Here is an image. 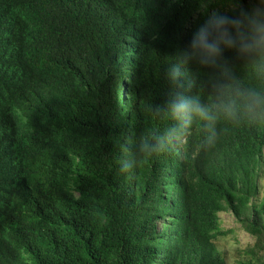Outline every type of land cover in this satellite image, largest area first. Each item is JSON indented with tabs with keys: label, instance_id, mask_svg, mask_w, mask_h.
<instances>
[{
	"label": "trees",
	"instance_id": "16d2710c",
	"mask_svg": "<svg viewBox=\"0 0 264 264\" xmlns=\"http://www.w3.org/2000/svg\"><path fill=\"white\" fill-rule=\"evenodd\" d=\"M235 3L0 0V264H227L222 213L254 238L235 264H264V123L149 148L171 98L214 103L183 52Z\"/></svg>",
	"mask_w": 264,
	"mask_h": 264
},
{
	"label": "clouds",
	"instance_id": "9594fccd",
	"mask_svg": "<svg viewBox=\"0 0 264 264\" xmlns=\"http://www.w3.org/2000/svg\"><path fill=\"white\" fill-rule=\"evenodd\" d=\"M183 59L208 75L214 103L203 104L196 96L171 98L158 112L162 111L173 124L155 137L150 149L178 141L197 121L206 140L213 138L214 126L220 120L264 123V0H249L247 5L235 3L228 15L213 13L193 35ZM238 66L247 71L248 80L237 78ZM180 76L175 65L165 73L173 85L180 83Z\"/></svg>",
	"mask_w": 264,
	"mask_h": 264
},
{
	"label": "rangeland",
	"instance_id": "374dc122",
	"mask_svg": "<svg viewBox=\"0 0 264 264\" xmlns=\"http://www.w3.org/2000/svg\"><path fill=\"white\" fill-rule=\"evenodd\" d=\"M260 186L261 193L258 202H264V173H262ZM220 219L221 231L227 235L220 236L216 244L227 264H235L239 259V252L253 244L254 238L241 228L232 214L222 213L220 214Z\"/></svg>",
	"mask_w": 264,
	"mask_h": 264
}]
</instances>
